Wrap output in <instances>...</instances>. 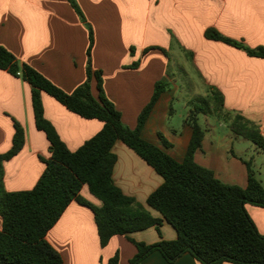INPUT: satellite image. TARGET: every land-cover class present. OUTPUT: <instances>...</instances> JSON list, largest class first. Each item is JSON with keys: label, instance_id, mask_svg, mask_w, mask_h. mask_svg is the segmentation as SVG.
<instances>
[{"label": "crops", "instance_id": "obj_1", "mask_svg": "<svg viewBox=\"0 0 264 264\" xmlns=\"http://www.w3.org/2000/svg\"><path fill=\"white\" fill-rule=\"evenodd\" d=\"M72 2L81 9L85 21ZM87 25L93 28L95 37L93 69L103 72L105 94L127 126L136 128L156 83L167 79L168 88L151 111L142 137L183 162L193 136L186 120L195 107L185 103V112L171 121L178 96L181 90L194 88L200 101L209 102L215 92L222 98V111L199 115L206 134L195 155L196 163L213 171L225 184L242 188L248 186L250 165L264 186L253 169L255 154L263 149L234 148L235 140L242 137L230 128L233 118L241 115L257 125L264 138V59L206 37L209 30H215L251 49L264 47V0H0V45L67 93L87 80ZM91 87L97 98L95 78ZM42 101L45 118L73 152L103 128L102 122L72 113L45 92ZM210 117L227 126L230 133H225L226 138L210 123ZM15 121L24 127L26 142L18 155L4 163L3 184L8 192L32 190L51 152L46 134L36 128L32 86L0 70V154L12 147ZM160 134L170 147L163 145ZM113 152L117 156L115 184L154 218L161 219L147 200L164 179L121 141ZM81 196L96 207L102 206L87 186ZM246 210L264 235V208L247 204ZM160 230L161 235L151 227L129 237L148 245L178 238L175 228L166 221ZM46 239L61 254L63 264H110L117 253L119 264H130L137 254L135 245L122 235L102 247L94 212L76 201ZM143 264L171 263L155 251ZM172 264L200 263L185 253Z\"/></svg>", "mask_w": 264, "mask_h": 264}, {"label": "trees", "instance_id": "obj_2", "mask_svg": "<svg viewBox=\"0 0 264 264\" xmlns=\"http://www.w3.org/2000/svg\"><path fill=\"white\" fill-rule=\"evenodd\" d=\"M72 4L85 21L78 5ZM87 26V80L72 93L63 91L30 65L19 62L10 50L0 45V70L8 71L32 86L36 128L46 134L51 152V158L45 161V171L32 190L6 191L4 163L18 155L26 142L24 127L15 121L12 147L7 153L0 154V264H63V257L46 236L73 201L94 212L102 247L117 235L126 236L135 245L137 254L130 264H143L145 258L155 251H159L171 264L185 253L191 254L200 264H264V235L246 210L247 204L264 208L261 181L247 164L248 186L228 185L195 161L206 134L199 115L221 112L222 98L213 92L211 101L203 100V106L191 110L186 120L193 128L191 143L184 161L175 160L142 137L151 111L168 88L167 79L156 83L152 99L140 113L136 128H130L105 94L103 72L93 69L95 37L93 28ZM206 37L245 50L249 56L264 59V47L251 49L215 30H209ZM93 78L99 90L97 98L92 93ZM43 92L72 113L102 122V130L77 151H71L45 118ZM230 128L236 135L264 150V138L254 123L236 115ZM159 137L165 147L171 146L162 134ZM118 141L133 150L164 179L147 200L148 206L161 214V219L154 218L115 184L113 172L117 156L113 148ZM84 186L102 203L101 207L81 196ZM163 221L175 228L178 233L176 240H161L148 245L129 237L151 227L161 235ZM110 264H119L118 253Z\"/></svg>", "mask_w": 264, "mask_h": 264}, {"label": "rangeland", "instance_id": "obj_3", "mask_svg": "<svg viewBox=\"0 0 264 264\" xmlns=\"http://www.w3.org/2000/svg\"><path fill=\"white\" fill-rule=\"evenodd\" d=\"M190 86V85H189ZM200 91V90H199ZM197 90L194 88L183 89L178 96V101L176 102V114L171 118V121L179 119L183 112H185L184 104L190 103V107L194 108L196 106H203L205 103L199 100V97L196 95ZM201 92V91H200ZM217 114V113H215ZM210 123L217 128L218 131H221L223 138H226L225 133H230V130L226 125L219 123L215 118L210 117ZM234 148H259L252 142L239 138L235 140ZM253 169L255 170L256 175L264 180V150L260 154H255L253 160ZM262 175V176H261Z\"/></svg>", "mask_w": 264, "mask_h": 264}]
</instances>
